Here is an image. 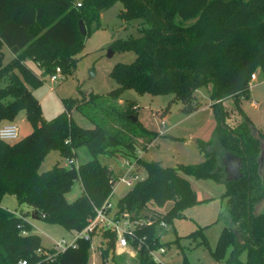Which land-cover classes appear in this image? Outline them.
Listing matches in <instances>:
<instances>
[{"label":"trees","instance_id":"16d2710c","mask_svg":"<svg viewBox=\"0 0 264 264\" xmlns=\"http://www.w3.org/2000/svg\"><path fill=\"white\" fill-rule=\"evenodd\" d=\"M116 1L122 4L118 16L123 22L138 18L145 26L140 35L116 38L109 47L132 50L135 58L112 67L110 76L117 85L106 95L91 94L83 102L85 107L74 99H62L63 109L45 119L28 85L38 86L41 76L50 75L56 66L62 74L73 70L84 39L101 26V12ZM79 19L85 26L83 35ZM4 47L12 54L7 63H3ZM26 60L36 63L41 76ZM257 68L264 75V0H81L79 6L73 0H0V125L23 110L32 126L14 142L0 139V200L10 193L28 207L16 213L0 204V264H85L90 239L77 237L64 250L45 248L28 217L34 213L37 219L68 230L83 229L115 181L112 169L100 156L118 155L132 157L136 170L145 171L118 199L113 213L116 218L135 222L133 234L126 236L135 251L132 264H162L150 254L161 246L157 234L160 222L171 221L198 201L188 176L223 186L220 195L226 198L229 225L211 251L214 258L225 264H264V213H252L264 197V180L256 172L259 141L246 116L227 124L228 112L222 104L226 97L247 92ZM208 83L217 126L212 139L200 144L203 161L164 166L138 156L158 133L146 129L138 119L133 122L128 118L137 115V107L122 99L121 91L171 93L187 114L197 109L196 91ZM73 105L92 127H81L72 120ZM234 110L241 113L237 104ZM258 132L264 139V129ZM78 146H85L91 159L66 167L63 159L72 158ZM50 149H56L61 159L40 171ZM223 153L241 160L239 179L226 181ZM76 179L81 195L67 202L65 193ZM169 202V208L161 213ZM234 230L240 233L242 243ZM94 233L105 243L100 250L102 263L109 257V264H120L123 257L114 253L115 230L98 226L91 235Z\"/></svg>","mask_w":264,"mask_h":264},{"label":"rangeland","instance_id":"374dc122","mask_svg":"<svg viewBox=\"0 0 264 264\" xmlns=\"http://www.w3.org/2000/svg\"><path fill=\"white\" fill-rule=\"evenodd\" d=\"M81 0H73L77 2ZM122 8L120 1H116L104 9L100 14L101 26L94 29L84 39L82 50L76 54V65L69 73L63 74V78L51 82L49 74L41 76V69L31 60L26 64L37 76H41V83L36 86L28 85L34 97L40 103L42 116L49 120L55 117L62 109V99L71 98L80 102L83 107L84 100H88L91 94L98 96L106 95L117 84L110 76L112 67L117 62H130L135 58L132 50H112L109 44L116 38L138 36L144 23L134 18L123 22L118 13ZM3 63L12 58L10 51L4 47ZM258 69V68H257ZM254 71L249 88L245 94L236 98L226 97L222 104L227 109L228 115L225 122L232 125L240 122L246 116L252 126L258 130L264 129V75L261 71ZM94 72L91 75L90 72ZM210 83L196 91L198 107L191 113L181 110L180 102L173 100V94H148L137 93L135 90L125 88L121 91L122 99L130 100L136 104L137 118L142 125L158 135L152 139L149 145L139 152L138 156L146 160H156L164 166H175L179 163H199L204 159L201 143L210 141L217 126V120L212 113L210 105L213 101L209 97ZM236 104L241 113L234 110ZM166 109V111H163ZM72 120L81 127L90 128L93 123L86 118L80 109L74 105L70 108ZM17 126L18 134L14 142L32 130V126L26 119L24 111L20 110L10 121ZM75 155L63 159L66 167H77L79 164L91 159V155L85 146H78ZM118 157H123L119 156ZM61 156L56 149H50L42 162L39 170L45 171L60 160ZM134 162L132 157L128 158ZM122 160V162H121ZM124 158L116 156H100V161L107 164L115 175L112 191L110 194V214L116 210V202L131 186L119 182L118 177L125 171ZM138 176L145 175L143 169L137 170ZM192 188L196 192L198 201L184 208L181 215L172 218L165 226L157 230L159 242L164 251L156 252L158 261L162 264H225L222 259L217 260L211 254L215 248L222 230L229 225L227 215V202L220 194L223 186L202 179L190 177ZM82 187L79 179H76L71 188L65 193L67 202L74 201L81 195ZM261 202L258 201L255 205ZM0 204L7 209L19 213L26 211L27 205L19 203L10 193H4ZM171 205L167 203L160 209L163 213ZM33 225V231L41 238V244L45 248L62 249L69 245L76 236L75 230H68L58 223H51L37 218L28 217ZM145 222V220L141 221ZM105 243L103 238L94 233L90 239V249L85 264H103L100 256L101 247ZM115 256L120 255V264H132L135 251L131 247L125 249L114 247ZM245 253L241 254L244 257ZM110 258L105 262L109 264ZM118 260V257H116Z\"/></svg>","mask_w":264,"mask_h":264},{"label":"built area","instance_id":"2783aa9c","mask_svg":"<svg viewBox=\"0 0 264 264\" xmlns=\"http://www.w3.org/2000/svg\"><path fill=\"white\" fill-rule=\"evenodd\" d=\"M74 4L75 6H79L80 1L74 2ZM254 73L255 72L251 74L250 81L252 80ZM62 78H63V74L61 72V69L59 66H56L54 68V71L49 75V79L51 82H55ZM17 134H18V129L14 123L6 122L0 125V139L1 140L10 142L17 138ZM139 152L140 151H138V154ZM122 158H124L123 161L125 163L126 169L118 177V179H119V182H123L126 185L131 186L138 179H140V177L138 176V173H137L138 171L136 170L135 162H131L126 157H121L120 159ZM67 162L72 164V159L71 158L68 159ZM110 194L108 195L106 200L101 204V206L95 209V215L88 220V223L86 224V226L83 229L76 231V236L74 237L73 241L69 245L73 244L75 238L77 237H82L84 239H91L92 231L98 226H103V227H111L115 230V233H116L115 245L118 248L125 249L126 247H131L127 241L126 236L133 234V228H134L135 222H131L127 217L116 218L114 214H110V211H109L111 207ZM142 223L143 222H140V224ZM165 224L166 223L164 221L160 222L161 226H165ZM67 246L68 245H65L62 249H58V248H55V249L64 250ZM157 251L159 253H162L164 249L163 247L160 246L159 248L150 251L152 258L155 261H158L157 254H156ZM20 263L25 264V261H21Z\"/></svg>","mask_w":264,"mask_h":264},{"label":"water","instance_id":"95a60500","mask_svg":"<svg viewBox=\"0 0 264 264\" xmlns=\"http://www.w3.org/2000/svg\"><path fill=\"white\" fill-rule=\"evenodd\" d=\"M78 28L80 33L83 35L85 33V26L81 19L78 20ZM90 73L91 75L94 74L93 71ZM128 118L133 122L138 119L134 114L128 115ZM252 135L259 141V153L256 157V162L258 164L256 172L261 177V179L264 180V139L259 136L258 129L255 127L252 128ZM221 161L226 175V181H235L242 176L243 164L238 157L225 153ZM252 213L255 215L264 213V197L261 199V202L258 205L254 206ZM31 217L36 218L34 213L31 214ZM234 233L238 240L242 243L240 233L236 230H234Z\"/></svg>","mask_w":264,"mask_h":264},{"label":"crops","instance_id":"0c3cea01","mask_svg":"<svg viewBox=\"0 0 264 264\" xmlns=\"http://www.w3.org/2000/svg\"><path fill=\"white\" fill-rule=\"evenodd\" d=\"M261 71L260 69H257V71ZM4 123H6V121L4 122ZM225 153H223L222 155H221V160H222V157H223V155H224ZM117 158H121V157H118V156H116ZM191 177V176H190ZM188 178H189V176H188Z\"/></svg>","mask_w":264,"mask_h":264}]
</instances>
